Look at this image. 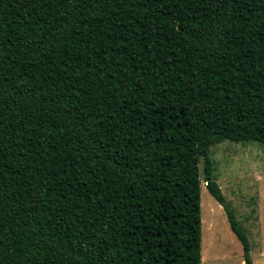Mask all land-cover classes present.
Listing matches in <instances>:
<instances>
[{"label": "trees", "instance_id": "1", "mask_svg": "<svg viewBox=\"0 0 264 264\" xmlns=\"http://www.w3.org/2000/svg\"><path fill=\"white\" fill-rule=\"evenodd\" d=\"M224 141L264 146V0H0V264H202L201 172L253 264Z\"/></svg>", "mask_w": 264, "mask_h": 264}, {"label": "rangeland", "instance_id": "2", "mask_svg": "<svg viewBox=\"0 0 264 264\" xmlns=\"http://www.w3.org/2000/svg\"><path fill=\"white\" fill-rule=\"evenodd\" d=\"M210 157L213 180L247 234L253 264H264V146L224 141L210 148ZM200 179L201 263L241 264L242 247L222 206L208 194L202 172Z\"/></svg>", "mask_w": 264, "mask_h": 264}, {"label": "crops", "instance_id": "3", "mask_svg": "<svg viewBox=\"0 0 264 264\" xmlns=\"http://www.w3.org/2000/svg\"><path fill=\"white\" fill-rule=\"evenodd\" d=\"M241 264H244L243 261H241Z\"/></svg>", "mask_w": 264, "mask_h": 264}]
</instances>
